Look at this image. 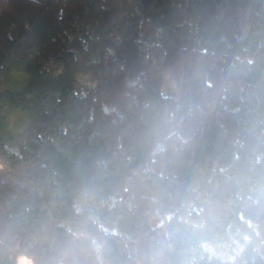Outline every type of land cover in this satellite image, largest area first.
<instances>
[{"label":"trees","instance_id":"trees-1","mask_svg":"<svg viewBox=\"0 0 264 264\" xmlns=\"http://www.w3.org/2000/svg\"><path fill=\"white\" fill-rule=\"evenodd\" d=\"M264 264V0H0V264Z\"/></svg>","mask_w":264,"mask_h":264},{"label":"rangeland","instance_id":"rangeland-1","mask_svg":"<svg viewBox=\"0 0 264 264\" xmlns=\"http://www.w3.org/2000/svg\"><path fill=\"white\" fill-rule=\"evenodd\" d=\"M18 264H31L30 261L25 257H19Z\"/></svg>","mask_w":264,"mask_h":264}]
</instances>
